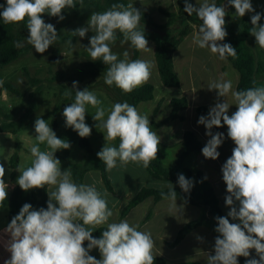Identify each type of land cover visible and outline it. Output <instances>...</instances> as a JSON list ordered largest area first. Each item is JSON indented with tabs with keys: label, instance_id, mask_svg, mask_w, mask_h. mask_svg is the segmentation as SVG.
Returning a JSON list of instances; mask_svg holds the SVG:
<instances>
[{
	"label": "clouds",
	"instance_id": "obj_1",
	"mask_svg": "<svg viewBox=\"0 0 264 264\" xmlns=\"http://www.w3.org/2000/svg\"><path fill=\"white\" fill-rule=\"evenodd\" d=\"M228 4L235 8L237 17L255 11L251 0H228ZM0 7L3 8L0 18L4 24L23 22L27 18V43L43 54L59 36L55 26L45 23L42 15L47 13L63 20L62 12L75 8L76 3L75 0H6V6ZM184 11L189 16L195 13L202 21L193 37L196 45L218 54L220 60L237 56V50L231 44L219 43L228 35L224 4L217 6L214 0H203L199 7H194L185 0ZM141 16L132 3H114L108 10L92 12L88 26L72 32L73 36L81 38L89 30L94 33L86 50L91 60L108 65L104 83L115 85L124 93H131L146 83L153 65L143 59L130 60L127 51L123 53L124 59H118L110 45L116 42L118 30L123 36L122 42H130L137 50L152 51L144 28L139 30ZM260 20V13L251 16L249 32L259 48L264 49V25L259 23ZM22 46L20 42L15 44L17 48ZM77 83L73 82V89ZM3 84L0 80V87ZM208 90H217L218 97L223 98L231 93L233 105L237 106V110L228 115L231 105L224 99L223 103L217 102L210 108L207 117L201 116L198 120V124L208 130L206 135L211 137L202 148L205 158L217 159L220 155L217 149L224 140L223 133H212L213 127L226 125L227 136L235 144L231 157L221 169L228 193L225 204L230 211L226 217H216L215 231L219 235L215 238V255L208 256V264H238V257H249L252 249L259 259H247L245 264H264V86L233 91L232 81L220 78L210 81ZM89 105L95 109L92 118L98 122L96 127L104 130L105 141L117 138L120 141L118 147L105 143L97 152L106 171L111 172L118 162L121 167L135 163L148 168L157 159L160 137L152 130L149 116L126 101L117 102L108 110L88 88L76 90L75 101L63 110L66 126L81 138L89 137L92 128L85 122L86 106ZM34 127L37 143L30 149L31 166L17 167L20 175L16 183L25 192L48 185L49 199L46 209L34 210L31 204L25 203L11 219L5 230L10 236L6 250L11 256L4 264H154L152 234L138 230V224L132 225L127 220L109 223L113 212L95 185L75 183L70 167L61 170V161L55 153L69 149L70 143L58 138L42 118L36 119ZM40 144H46L50 150L42 151ZM4 176L5 167L0 164V207L8 195L9 185ZM178 184L184 192H189L192 187V182L183 174L178 176ZM168 188L161 196L176 206L177 193L170 182ZM228 217L239 223H231ZM102 225H107V229L100 238H94V229ZM94 248L99 250L100 259L89 254Z\"/></svg>",
	"mask_w": 264,
	"mask_h": 264
},
{
	"label": "rangeland",
	"instance_id": "obj_2",
	"mask_svg": "<svg viewBox=\"0 0 264 264\" xmlns=\"http://www.w3.org/2000/svg\"><path fill=\"white\" fill-rule=\"evenodd\" d=\"M131 1L133 5L149 8L146 11L157 23H166L167 18L160 11L158 13L153 9L150 10L152 6L150 0ZM251 3L255 10L258 4L264 3V0L261 2L260 0H251ZM0 5L6 6V1L0 0ZM1 10H3L2 7H0V11ZM232 12L236 31H239L242 29V25L237 19L238 17L236 16L234 7H232ZM90 16L91 14L75 17L74 15L66 14L63 20L47 21V23H51L55 26L59 38L54 44L50 45L43 54L37 53L35 49L27 43V34H25L24 44L30 46L28 54L0 70V80H3L4 83H12L20 91L19 94H15L3 90L0 97V164H3L5 167L4 180L5 183L9 185L7 193H9V189L13 184L18 185L16 181L20 175L16 170L15 180L12 181L10 178L13 171L10 167V160L13 155H18L16 169L18 166L22 168L31 166L33 157L30 149L37 143L34 127L37 118L44 119L56 133L58 138L66 140L71 145V147L67 149V152L62 149L55 153L56 158L61 161L62 171L67 170L69 167L70 170L74 167L91 169L101 161L97 157V152L102 149L105 143L116 147L119 145V138L115 141H105L104 130L96 127L98 122L94 121L92 118L95 109L90 105L86 106L87 113L85 122L92 128L91 135L87 137L91 146V153L82 148V138L76 131L66 126L65 117L63 116L64 108L75 101V91L84 90L85 88L94 92L97 98L103 102V106L108 110L117 102L123 103L126 101L131 105L129 97L126 96L121 89L117 88L115 85L108 86L104 83L105 72L94 78L83 76L81 73L82 64L91 60L86 48L90 47V38L94 33L89 30L85 37L81 38L79 36H73L72 32L78 28L87 27ZM198 29L199 26H196L194 32L185 39L180 47L179 53L176 54V58L178 57V63L180 64L179 73H181L182 84L180 88H168L162 84L155 60V44L152 41L154 35L144 32L148 40V47L151 48L152 51L145 52L141 50L140 59L150 61L153 65L151 77L146 83L154 85L155 100L142 103L138 111L149 116L151 127L152 121L160 124L158 132L154 130L160 137L157 156L168 169H173L179 158V151L183 147L182 135L184 131H194L199 134L202 139L206 137L209 138V136L206 135L208 130L205 126L198 124L197 112L193 107L186 113L185 123L169 122L164 125L161 124L171 112L169 101L174 97H183L182 91L190 86L191 79L188 73L190 69L189 59L191 57L194 59L192 67L195 73H197V80L201 85L206 83L209 84V82L214 79V74L219 73L221 66L225 64L219 59L218 54H213L207 48L202 49L193 42L194 34L198 32ZM255 40V37H253L251 44H253ZM122 41L123 40H120L110 45L113 53L117 54L119 59H124L123 53L127 51L129 53L128 58L132 60L134 47L130 42ZM253 53L257 62L264 64V54L257 52L255 48ZM185 60H187V64L183 63ZM230 65L232 75L229 80L232 81L234 89L238 83L239 73L231 63ZM21 81L23 83H21ZM74 81L78 82L75 89H73ZM256 81L257 86H264V73L257 74ZM233 91H236V88ZM66 93L71 94L66 95ZM186 98L193 106L198 103L188 95ZM57 106L60 107V110L58 114L54 116L53 110ZM157 106H159L158 115L153 117V112ZM236 110L237 109H235L234 112ZM54 117H56V127L53 125ZM106 118L107 113L105 119ZM220 128L222 129L221 133L224 134V140L222 145L217 149L220 153L219 157L212 160L205 158L201 153H192L184 161L183 168L192 172L189 180L196 189H200L196 174L198 171L203 172L204 176L208 178L209 183L214 185V191L220 199L221 207L226 217L230 208L225 204V197L228 193L226 184L223 181L221 169L226 160L231 157L235 144L227 136V126L223 125ZM39 147L42 151L50 150L47 149L46 144H40ZM181 173L185 174L184 171H181ZM96 174L95 172L91 173L87 177L85 183L90 185L94 184L97 190L107 200L108 206H111L113 202L108 198L111 197L115 200L116 197L108 195L103 181L100 180ZM111 175L116 186L117 195L122 193L126 186H129L128 190L129 194H131L136 193L143 187L163 189L168 188L169 184L167 181L156 180V178L149 175L147 168H143L135 163H129L125 168L118 165L111 171ZM8 197L9 195H7V199ZM7 199L4 205L0 207V229L7 224V212L9 210ZM145 211L149 213L152 209L150 208L148 210V208H146ZM206 212H209L207 208L201 207L197 210V214H195L194 217H196L197 220L201 219ZM112 217H110V219H112ZM228 219L233 223H239L238 220L234 221L231 217H228ZM182 221H186V219H182ZM180 225L181 224L178 223L174 224L172 230L180 227ZM217 226L218 222L211 217L208 221L206 218L204 226L196 228V233L190 239L191 247L195 250L194 252H196V254L187 261L208 264V256L215 255V238L219 235V233L215 231ZM89 254L96 259L101 258L98 249H92ZM253 258L259 259L254 249L250 250L249 257H243V260H241V257H238V264H245L247 259Z\"/></svg>",
	"mask_w": 264,
	"mask_h": 264
},
{
	"label": "trees",
	"instance_id": "obj_3",
	"mask_svg": "<svg viewBox=\"0 0 264 264\" xmlns=\"http://www.w3.org/2000/svg\"><path fill=\"white\" fill-rule=\"evenodd\" d=\"M6 1V0H5ZM194 7H199L194 0H188ZM76 7L71 9H65L62 14L74 15L75 17L86 16L87 14H92V12H103L108 10L114 3H124L127 5L131 3L129 0H75ZM217 6L226 7L227 15L225 17L226 24L225 28L228 33L224 41L219 43L231 44L237 50V56L235 58L229 56L227 60L232 64V66L239 73V81L236 87V91L246 90L248 88L257 86L256 75L264 73V64L257 62L255 55L248 44L249 38L252 36L249 32L252 25L244 23V30L241 34H237L234 26L231 23L229 17V6L228 0H216ZM177 11H167L160 9V12L167 18L166 23L159 24L153 17L142 7L133 5L135 8L140 10L142 16L139 23V30H143L145 33H151L154 36L152 41L155 44V60L157 69L159 72V77L162 84L168 88H180L181 78L175 69L174 56L178 51L185 39L190 36L196 26H200L202 21L193 13L189 16L185 11V0H178ZM1 10L0 12H2ZM42 19L47 23V21L58 20L57 17L49 16L47 13L42 15ZM29 35L27 30V18L23 22L19 23H9L4 24L3 19L0 18V70L11 65L12 63L18 61L20 58L28 54L30 51V46L24 44V39ZM123 40V36L117 30V41ZM16 42H20L23 46L20 48L15 47ZM141 50L133 48L132 60L140 59ZM119 59V58H118ZM108 65H105L102 61H86L82 64L81 73L86 77H97L103 72H106ZM253 81L256 84H253ZM3 90L19 94L20 91L10 82H5L2 87H0V97ZM124 93V92H123ZM155 87L151 83H146L142 86L137 87L131 93H124L129 97L131 105L136 108L141 103L149 102L155 98ZM171 112L169 116L161 122V124H167L172 121L180 120L184 121L185 117L182 112L189 108V101L186 97H174L171 99ZM60 107L57 106L53 110L54 116L58 114ZM210 107L199 106L196 109L197 120L201 116H208ZM159 112V106H157L153 112V117H156ZM53 125L56 127V117L53 118ZM157 122L152 121V130H157L159 128ZM220 127H213L212 133H220ZM211 138V137H210ZM207 144L199 139L197 133L194 131H185L183 135V152L180 154L176 164L173 169H168L164 166L161 159L157 156V159L153 160L149 167L147 168L149 174L156 179L174 182L178 184V176L181 171L186 179H190L192 172L186 168H183L184 161L192 153H202V148ZM81 146L83 149L92 152L89 140L87 138L81 139ZM68 150H66L67 152ZM18 155L15 154L10 160V167L13 170L11 173V180L14 181L16 178V161ZM106 166L102 161H100L96 166L91 169L88 168H78L74 167L71 170L72 177L75 183H85V175L90 170H97L101 174L102 181L106 187V190L110 193L114 192L109 172L105 170ZM197 183L200 185V189H196L194 186L191 187L189 192H184L182 189L173 188L177 193V196L182 194L185 201L195 207H206L209 211L211 217L216 220V217H225L223 209L220 204V200L215 193L213 187L206 181L203 172L198 171L196 174ZM49 186L45 185L41 189H32L27 192L23 191L19 185H17L8 200V224L11 219L17 215L21 207L25 203L32 205L34 210H39L40 208H47V201L49 199L47 191ZM169 188L157 189L152 187H143L127 204V206L122 210L121 217L124 218L128 213L143 203L149 198L153 199L154 203L164 200L161 196V192L167 193ZM152 216V211H149L147 219ZM217 221V220H216ZM233 223L231 220H229ZM82 223V221H81ZM206 223V218H201L194 220L186 224L178 233L175 241L171 243V246L179 244L185 236L193 231L194 229L204 226ZM107 229V226H102L94 230L93 237L100 238L101 233ZM84 246L87 247V241L84 242ZM156 256V255H154ZM154 264H169V262L162 256H156ZM175 264H199L194 262H179Z\"/></svg>",
	"mask_w": 264,
	"mask_h": 264
},
{
	"label": "crops",
	"instance_id": "obj_4",
	"mask_svg": "<svg viewBox=\"0 0 264 264\" xmlns=\"http://www.w3.org/2000/svg\"><path fill=\"white\" fill-rule=\"evenodd\" d=\"M129 1L132 2L131 0H129ZM150 1L152 2V6H151L150 10L153 9V10L157 11L158 13H159L160 9H164V10L172 11V12L177 11V9H178V5H177L178 0H150ZM194 1L198 6L200 3L203 2V0H194ZM261 1L262 0H260V2ZM209 2H213V0H209ZM214 2L216 3V0H214ZM143 8L145 10L149 9L147 7H143ZM256 13L261 14V20L259 21V23L261 25H264V3H261V4L257 5L254 12H248L243 17L237 18L238 21L240 22V24L242 25V29H240L239 31H236L234 19L232 17V14H233L232 6L231 5L229 6V17H230L231 23L234 26L237 34H241L243 32L245 22L247 24L251 25V16L255 15ZM253 37L254 36L252 35L248 40V44L251 47L252 51L255 48L257 50V52L264 54V49L259 48L256 40L253 44H251ZM179 50H180V48L175 53L174 64H175V69L181 78V73H179L180 72V67H179L180 64L178 63V57L176 58V54L179 53ZM183 63L187 64V60H185ZM193 63H194V59L191 57L189 59L190 69L188 70V73H189V76L191 79V83L187 89L182 91V96L186 97L188 95V96L192 97L195 100V102H198V103H196L193 106L192 103L189 102V104H190L189 108L186 111L182 112V115L185 117V120L184 121L176 120V121H172V123H174V122L185 123L186 122V113L192 107L195 110L197 109V107L202 106V105L208 106L211 108V107L215 106V104L217 102L223 103L224 99L226 100V102H228L231 105L229 110H228L229 111L228 115H231L232 113H234V110L237 109V106L233 105L235 102L231 96V93H229V95L225 98L218 97L217 90H211V91L208 90V84L207 83L204 85L199 84L198 80H197V73H195V71L193 70V67H192ZM222 63H225V64L221 66L219 73L214 74L215 77L213 80H218L220 78H223L225 80L230 79V77L232 75L230 62L226 59V60H222ZM204 75H206V74H204ZM238 81H239V79H238ZM181 86H182V84H181ZM236 87H234L233 90H235ZM154 100H155V98H154ZM154 100H152V101H154ZM170 102H171V100L169 101V103ZM140 105H138L137 109H139ZM159 129H160V127L156 131L158 132ZM221 132H222V129H221L220 133ZM184 133H185V131L183 132V135H184ZM197 135L201 141L203 140V142H207L210 139V137L209 138L206 137V138L202 139L199 136V134H197ZM182 152H183V147L179 151V156ZM118 165H119V162H118ZM122 168H125V167H122ZM94 172L97 173L96 175H98L100 180H102L101 174L99 171L90 170L85 175V181H86L87 177L91 173H94ZM109 177H110L114 192L113 193L108 192V195H110L112 197H116V198H115V200H114V198H111V197L108 198L113 202V204L111 206H108L113 212V217H112V219H109L108 222L112 223V222H120L121 220H127L132 225L138 224L139 225L138 230L150 232L152 234V238L154 240L153 255L162 256L163 258H165L169 262V264H175V263H179V262H191V261H187V260L189 258L193 257L196 254V252H194L195 250H193L191 247L192 245H191L190 239L196 233L195 231L197 229H194L193 231L189 232L179 244H177L175 246H171L170 244L175 241L179 231L186 224H188L191 221L197 220V218L194 216H195V214H197V210L200 208L195 207V206L189 204L188 202H186L183 195L180 194L177 196L176 206H173L171 201L166 200V199L161 200L157 203H154L153 199L149 198L146 201H144L143 203H141L138 206H136L135 208H133L128 213V215L126 217L122 218L121 217L122 210L127 206V204L132 200V198L141 189H139L136 193L129 194V190H128L129 186H126L124 191L122 193H120L119 195H117L116 186H115L113 177L111 175V172H109ZM205 179L209 183V180L206 176H205ZM72 180H73V177H72ZM217 182H219V181H217ZM170 183L173 185V188L180 189L179 186H177L174 182H170ZM209 184L215 190L214 185L212 183H209ZM16 186L17 185L13 184L11 186V188L9 189V193H8L9 197L7 199V202L10 198V195H11L13 189ZM152 188H154V187H152ZM157 189H160V188H157ZM163 189H165V188H163ZM220 204H221V202H220ZM146 208H148V210L150 208L152 209V216L149 219L146 218L147 214H148V212L145 211ZM204 217L207 218V221L211 218L209 212H206ZM182 219H186V221H182ZM176 223L181 224L180 227L172 230V226ZM7 226H8V212H7V224L0 229V264H4V261L9 259L11 256L10 252H8L6 250L7 241L10 239L9 234L5 231ZM102 226H107V225H102ZM102 226H98L97 228L102 227ZM241 260H243V257H241ZM194 263H199V262H194Z\"/></svg>",
	"mask_w": 264,
	"mask_h": 264
}]
</instances>
